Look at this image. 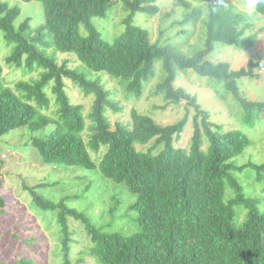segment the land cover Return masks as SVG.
<instances>
[{"label":"trees","instance_id":"trees-1","mask_svg":"<svg viewBox=\"0 0 264 264\" xmlns=\"http://www.w3.org/2000/svg\"><path fill=\"white\" fill-rule=\"evenodd\" d=\"M19 1L40 3L45 23L35 29L29 18L17 25L21 8L0 0V36L16 45L5 64L24 74L39 75L28 81H17L18 77L9 83L0 80V139L18 130L13 135L19 134L20 142L31 136L27 143L38 149L43 166L85 167L124 184L136 196L132 208L139 213L141 227L137 233H101L85 212L71 208L75 198L62 197L56 203L34 188V203L55 211L63 264L86 262L73 255L76 233L71 220L84 223L91 241L82 255L88 253L85 257L94 264H264V199L249 194L250 188L242 180L247 172H254L253 181L262 184L260 193L264 196V162L238 166L235 159L251 147V138L240 130L224 131L222 125L210 120L197 96L175 88L180 71L186 69L218 78L226 92L243 106L245 121L252 125L253 112L263 115L264 101L249 100L242 87L245 80L259 78L264 60L255 63L250 59L247 65L235 68L212 55L217 47L252 48L257 39L250 32L254 24H247L232 3L207 13L205 9L189 12L174 26L197 25L205 15L207 21L204 25L200 22L201 31L205 27L204 48L187 55L172 43H152L149 30L137 26V14L152 18L159 12L158 0ZM183 1L207 4L220 0ZM119 2L129 13L122 21L125 32L108 43L93 19L105 17ZM254 6L255 13L264 16V0H255ZM58 55L75 57L80 66L72 68L68 60L60 64ZM158 64L164 74L154 96H163L165 106L186 101L187 109L195 112L188 149L175 145L188 124V115L163 126L151 115L132 108L130 127L112 124L106 116L107 108L115 112L123 109L114 102L115 94L107 88L104 76L120 78L118 85L131 95L141 94L156 78ZM66 81L81 90L84 100L93 98L86 138L85 106L73 102ZM49 88L57 106L53 115L47 112L51 108ZM152 140L154 145L148 150L135 145H147ZM161 146L163 150L154 154L153 150ZM92 153L100 155L98 163ZM0 162L4 163L1 156ZM1 179L3 217L13 206L3 198L5 180ZM19 227L9 232L11 240L23 235ZM14 264L42 263L30 258L16 259Z\"/></svg>","mask_w":264,"mask_h":264},{"label":"rangeland","instance_id":"rangeland-1","mask_svg":"<svg viewBox=\"0 0 264 264\" xmlns=\"http://www.w3.org/2000/svg\"><path fill=\"white\" fill-rule=\"evenodd\" d=\"M12 7L21 8V16L16 24L20 25L27 19H31L33 28H38L45 23L44 11L40 3L33 1L23 3L19 0H3ZM159 12L152 18L143 14L136 15L137 26L147 29L150 32L152 43H172L179 47L185 54L193 55L201 51L205 44V27L201 31L204 23L207 21L205 15L197 25L187 27L174 26L180 23L184 16L189 12L205 9L206 13L214 10L224 3H232L239 13L244 15L247 24H254L252 32L257 39L252 48L238 50L232 47L219 48L212 55L213 58L229 62L235 68L245 66L250 59L255 63L264 60V16L257 15L254 9V3L249 4L246 0H220L219 2L197 4L183 0H158ZM240 13V14H241ZM122 3H117L107 15L102 18H94V22L102 32L104 39L111 43L113 40L125 32L122 21L128 17ZM174 26V27H173ZM83 25H81V28ZM15 44H10L0 36V65L2 72L0 80L7 83L14 81L30 80L38 78L39 73H21L20 70L9 69L5 64L6 57H9L14 51ZM53 53V52H50ZM59 63L69 61L72 68L80 66V62L75 57L67 55H58ZM5 68V69H4ZM161 64L156 67L157 74L150 84H148L141 94H129L126 87L118 85L120 78H113L105 75L103 81L107 88L115 94L114 102L123 109L115 112L110 108L106 109V116L112 124L122 123L126 126L131 125L130 111L136 109L142 114H149L160 125L167 126L177 123L188 115V124L185 127L180 140L175 143L177 147L188 149L193 133V123L195 112L192 108L187 109L186 101L179 105L165 106L163 96H154V89L160 82L164 73L161 72ZM259 78L245 80L243 85V95L249 100L264 101V61L261 69L258 70ZM20 76V77H19ZM97 76V75H96ZM103 77V76H102ZM69 93L72 95L73 102L85 106L84 116L86 117L85 138L89 135L90 121L87 119L91 111L92 97L84 100L81 90L75 87L71 82L66 81ZM176 89H184L192 96L199 98V103L203 110L210 113L213 123L222 125L224 131L240 130L248 135L252 142L251 147L240 155L235 162L242 166L249 162H264V113L253 112L255 119L252 125L246 123L247 113L232 95L225 90L223 81L218 78L198 74L191 69L180 71L179 78L175 83ZM51 99V108L47 111L53 115L57 106L51 88L47 90ZM131 95V96H130ZM18 130L5 135L0 139V156L4 160L0 162V184L3 178L5 180L2 186L3 198L6 202L12 204L8 215L0 217V264H14L16 259H30L42 264H63L60 256V246L62 236L60 235V225L53 208L45 209L43 205L34 203V189L39 195L45 196L53 202H59L62 197H73L71 208L78 212H85L90 223L101 233H121L123 235H132L140 230L138 222L139 213L132 207L136 201V196L124 185L116 184L105 179L101 173L86 169L85 167H65L54 164L52 166H43L41 155L37 148L28 144L31 136H26L24 140L19 141V134L13 135ZM13 135V136H12ZM154 140L147 145L135 144L138 149L148 150L153 147ZM14 147V148H13ZM163 150V146L153 150L158 154ZM92 158L98 163L100 155L92 153ZM256 174L247 172L242 180L250 188L251 195L256 198L264 199L260 193L262 184L254 182ZM38 184H41L39 187ZM28 186V187H27ZM26 189V190H25ZM100 203V204H99ZM116 211L111 212L115 209ZM107 210V211H105ZM71 229L76 233L74 235V257L79 256L85 259V264H94L90 257H85L87 247L91 241L84 223L71 220ZM25 228L23 230L22 228ZM19 227V239L10 238ZM21 241L23 243H21ZM21 243V244H20ZM12 246V247H11ZM20 252L19 254H17Z\"/></svg>","mask_w":264,"mask_h":264},{"label":"clouds","instance_id":"clouds-1","mask_svg":"<svg viewBox=\"0 0 264 264\" xmlns=\"http://www.w3.org/2000/svg\"><path fill=\"white\" fill-rule=\"evenodd\" d=\"M249 4L255 3V0H248Z\"/></svg>","mask_w":264,"mask_h":264}]
</instances>
